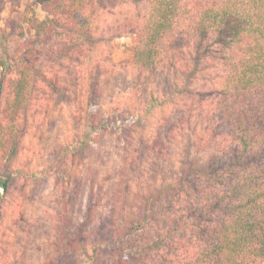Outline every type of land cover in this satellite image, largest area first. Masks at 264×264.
Instances as JSON below:
<instances>
[{
	"label": "trees",
	"instance_id": "16d2710c",
	"mask_svg": "<svg viewBox=\"0 0 264 264\" xmlns=\"http://www.w3.org/2000/svg\"><path fill=\"white\" fill-rule=\"evenodd\" d=\"M37 1L46 17L30 18L16 55L2 47L4 193L21 174L12 165L35 89L76 69L97 92L103 67L106 73L112 66L105 59L112 42L132 32L134 68L142 78L160 75L165 84L115 105V116H87L93 130H105V137L117 136L125 144L112 165L105 161L101 180L91 169L89 202L72 232V246L93 264L105 248L111 264L164 260L170 245L177 246L168 254L179 264H264V0ZM207 69L211 82L195 86V76ZM183 94L198 106L177 130L182 146L172 152L174 137L163 144L157 138L164 124L159 114L184 104ZM94 133L66 141L59 156L31 173L30 194L46 178L54 186L68 184L65 158L73 151L79 156L81 148L92 156L100 138ZM82 182L64 189L58 202L75 201ZM129 182L135 187L132 196L122 194L121 185ZM104 194L105 215L96 216ZM182 227L188 237L178 239ZM64 253L59 246L57 256Z\"/></svg>",
	"mask_w": 264,
	"mask_h": 264
},
{
	"label": "rangeland",
	"instance_id": "374dc122",
	"mask_svg": "<svg viewBox=\"0 0 264 264\" xmlns=\"http://www.w3.org/2000/svg\"><path fill=\"white\" fill-rule=\"evenodd\" d=\"M46 15V11L37 0H0V60L5 57L2 49L4 45L7 46L10 55H16L19 51L22 40L20 36L22 32L26 34L29 31L30 18L36 16L44 19ZM31 33L33 34L34 30ZM132 41V32L114 39L111 53L105 56L112 66L106 73L103 67L104 73L97 84V92L91 79L82 74L77 75L76 69L73 74L62 73L53 76L49 79L52 82L50 84L53 85L40 83L39 88L35 89L27 112L26 135L12 165L13 169H20L21 174L11 185L8 194H5L0 187L2 196L0 264H93L89 258L72 246L74 240L72 232L76 224L81 221L89 202L88 175L92 173L91 169H97L100 173L98 179L101 180V175L105 172V161H110L109 165H112L113 160L119 157L117 153H121L125 142L117 136L105 137V130L100 128L94 127L93 130L87 116H115L119 114L115 105L139 96L137 93L139 91L142 93L141 96H144L147 90L155 89V85L165 84L160 75L140 77L132 62ZM49 65L51 64L46 63L45 66ZM210 73L211 71L207 69L197 74L193 84L202 86L205 82H211L212 76H208L211 75ZM206 75L207 78L202 80L201 77ZM180 98L184 104L176 105L172 110L166 108L167 110L159 114L163 117L164 124L156 132L161 144L174 137L170 146L172 152L177 150L175 146H182L181 137H178L180 132L177 130L185 124L190 114L192 115L193 108L198 106L192 96L183 94ZM4 108L5 101L0 96V110ZM95 131L100 133V138L96 139L97 145L93 147L92 156L89 157V148H81L84 150L79 156H75L76 151H73L65 158L64 167L69 178L68 184L59 182L54 186L53 180L46 178L42 184H37L34 194H30L34 179L30 176L31 173L44 169L56 155L59 156L66 141L71 138L77 140L82 136L87 138L88 133L92 135ZM146 134L149 135V132L146 131ZM135 176L136 173L132 171L131 177ZM81 180L84 182L81 183V192L75 201L68 202V198L62 197L58 202V197L64 189L75 188L74 186ZM121 187L123 195L132 196V191L135 189V187L132 189V183H124ZM113 188L116 190V186ZM105 200L104 194V201H101L96 209V216L105 215ZM65 205L66 210L63 208ZM68 219H72L71 223L67 222ZM163 219L158 220L160 226L165 225ZM183 227L175 233L178 239L188 237V232ZM185 238L182 240L184 243L188 242ZM59 246L65 249L64 257L57 256ZM170 246L165 250L166 259L161 258L156 261V258L145 264H179L178 258L173 259L168 254V250L175 254L177 246ZM67 247L71 249L66 251ZM108 251L105 248V252L97 259L96 264L112 263Z\"/></svg>",
	"mask_w": 264,
	"mask_h": 264
},
{
	"label": "water",
	"instance_id": "95a60500",
	"mask_svg": "<svg viewBox=\"0 0 264 264\" xmlns=\"http://www.w3.org/2000/svg\"><path fill=\"white\" fill-rule=\"evenodd\" d=\"M0 67H1V72H0V84L2 83V78H3V73H4V67H3V63L0 60ZM2 202V196L0 195V204Z\"/></svg>",
	"mask_w": 264,
	"mask_h": 264
}]
</instances>
